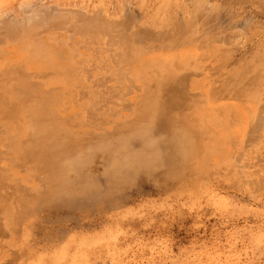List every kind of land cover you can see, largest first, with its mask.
Masks as SVG:
<instances>
[{"label": "rangeland", "instance_id": "1", "mask_svg": "<svg viewBox=\"0 0 264 264\" xmlns=\"http://www.w3.org/2000/svg\"><path fill=\"white\" fill-rule=\"evenodd\" d=\"M0 20V264H264V0Z\"/></svg>", "mask_w": 264, "mask_h": 264}, {"label": "bare ground", "instance_id": "2", "mask_svg": "<svg viewBox=\"0 0 264 264\" xmlns=\"http://www.w3.org/2000/svg\"><path fill=\"white\" fill-rule=\"evenodd\" d=\"M34 7H35V8H31L32 13L34 14V15H33L32 13L30 14V17H31V18L29 17V13H30V12L27 13L28 16L26 15L25 18L23 17V18H24V24H25L26 22H28V25H29L28 29H29V28L31 29V25H30L31 23L34 22V23L32 24V25H34V24L37 22V20L40 19V17H39V18H38V17L36 18V16H38V15H37L38 12H41V11L43 12L42 9L38 8L40 11H39V10L37 11L36 6H34ZM38 7H39V6H38ZM208 7H209V6H208ZM210 7H211V6H210ZM54 8H55V7H54ZM202 8H203V7H202ZM206 8H207V7H206ZM33 9H34V10H33ZM44 9H45V8H44ZM55 9H56V8H55ZM207 10H208V9H207ZM53 11H54V10H53ZM66 11H67V10H66ZM58 12H60V10H58L57 13H58ZM62 12H63V11H62ZM50 13H51V12H50ZM63 13L66 14V12H63ZM71 13H73V12H71ZM35 14H36V16H35ZM40 14H41V13H40ZM79 14H80V13H79ZM31 15H32V16H31ZM45 15H46V14H45ZM49 15H50V14H49ZM86 15H87V14H86ZM52 16H53V15H52ZM60 16H62V13H60ZM28 17H29L30 19H29ZM32 17H33V18H36L37 20H35V19L33 20ZM53 17H54V16H53ZM62 17H63V16H62ZM83 17H84V16H83ZM7 18H8V17H7ZM11 18H14V17H12V16L9 17L10 20H12ZM26 18L28 19L27 21H25ZM54 18H55V17H54ZM57 18H59V17H57ZM81 18H82V17H81ZM20 19H21V18H20ZM31 19H32L33 21H32ZM64 19H65V18H64ZM84 19H85V18H84ZM10 20H9V21H10ZM15 20H17V19L15 18L14 20H12V22L15 21ZM22 20H23V19H21V21H22ZM29 20H30V22H29ZM49 20H50V19H49ZM5 21H6V23H7L8 20H4V25L6 24ZM9 21H8V22H9ZM35 21H36V22H35ZM44 21H46V19H45ZM80 21H83V20L81 19ZM0 22H1V20H0ZM2 22H3V21H2ZM12 22H9V23H11L10 25L13 24ZM38 22H40V20H39ZM38 22H37V23H38ZM47 22H48V20H47ZM16 23H17V21L14 22L13 26H11L10 28H8V26H7L8 23H7V25H5V26H7V28L4 26V28L1 27V30H2V31H7V32H8V31L13 32V30H14L13 27H14V25H16ZM0 24H3V23H0ZM41 25H42V22H41ZM1 26H2V25H1ZM19 26H20V27L23 26L22 23H20ZM24 26L26 27V24H25ZM39 26H40V25H39ZM49 26H50V25H49ZM51 26H52V25H51ZM53 26H54V25H53ZM37 28H38V26H37ZM40 28H42V27H40ZM40 28H38V29H40ZM23 29H25V28L23 27ZM26 29H27V28H26ZM28 29H27V30H28ZM27 30H26V31H27ZM29 31H30V30H29ZM146 31H147V30H146ZM14 32H15V30H14ZM30 32L32 33V31H30ZM20 33H21V32H20ZM20 33H19V35H20ZM23 33H26V32L24 31ZM23 33H22V34H23ZM3 35H4V34H3ZM4 36H5V35H4ZM12 36H13V35H12ZM158 38H159V37H158ZM140 46H141V45H140ZM203 114H204V113H203Z\"/></svg>", "mask_w": 264, "mask_h": 264}]
</instances>
